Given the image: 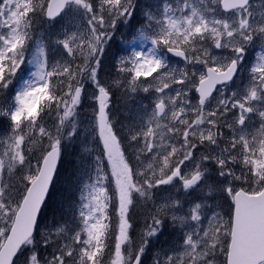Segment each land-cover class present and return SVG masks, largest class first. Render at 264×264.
Returning <instances> with one entry per match:
<instances>
[{
    "label": "snow or ice",
    "instance_id": "snow-or-ice-1",
    "mask_svg": "<svg viewBox=\"0 0 264 264\" xmlns=\"http://www.w3.org/2000/svg\"><path fill=\"white\" fill-rule=\"evenodd\" d=\"M0 264H264V0H0Z\"/></svg>",
    "mask_w": 264,
    "mask_h": 264
},
{
    "label": "rangeland",
    "instance_id": "rangeland-1",
    "mask_svg": "<svg viewBox=\"0 0 264 264\" xmlns=\"http://www.w3.org/2000/svg\"><path fill=\"white\" fill-rule=\"evenodd\" d=\"M117 43H119V40H117ZM24 68H25V71L22 73V75H23V77L25 78V79H27L28 77H29V72L30 71H34L35 69L34 68H31V66H24Z\"/></svg>",
    "mask_w": 264,
    "mask_h": 264
}]
</instances>
